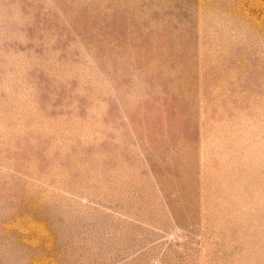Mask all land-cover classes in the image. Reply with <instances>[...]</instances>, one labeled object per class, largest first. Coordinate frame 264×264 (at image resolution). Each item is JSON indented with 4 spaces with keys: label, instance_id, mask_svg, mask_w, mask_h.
<instances>
[{
    "label": "rangeland",
    "instance_id": "rangeland-1",
    "mask_svg": "<svg viewBox=\"0 0 264 264\" xmlns=\"http://www.w3.org/2000/svg\"><path fill=\"white\" fill-rule=\"evenodd\" d=\"M0 264H264V0H0Z\"/></svg>",
    "mask_w": 264,
    "mask_h": 264
}]
</instances>
